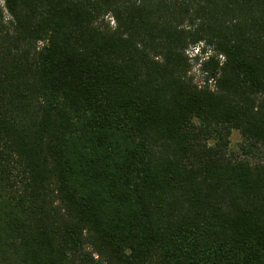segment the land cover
<instances>
[{"label": "trees", "instance_id": "trees-1", "mask_svg": "<svg viewBox=\"0 0 264 264\" xmlns=\"http://www.w3.org/2000/svg\"><path fill=\"white\" fill-rule=\"evenodd\" d=\"M261 154L264 0L0 2V264H264Z\"/></svg>", "mask_w": 264, "mask_h": 264}, {"label": "rangeland", "instance_id": "rangeland-1", "mask_svg": "<svg viewBox=\"0 0 264 264\" xmlns=\"http://www.w3.org/2000/svg\"><path fill=\"white\" fill-rule=\"evenodd\" d=\"M1 4L3 3V0H0ZM192 52L195 53V51H191L189 50V56H192ZM192 75L195 77L196 81H200L201 80V75L199 74L198 72V69L196 66H194L192 68V71H191ZM230 149L236 153V152H239V145L241 143V137L239 135V133L237 131H233L231 136H230ZM257 156H259V154H256ZM262 157V159H264V154H261L260 155Z\"/></svg>", "mask_w": 264, "mask_h": 264}]
</instances>
